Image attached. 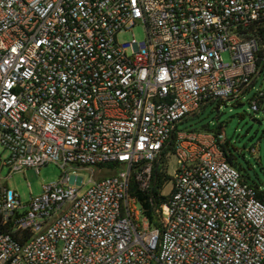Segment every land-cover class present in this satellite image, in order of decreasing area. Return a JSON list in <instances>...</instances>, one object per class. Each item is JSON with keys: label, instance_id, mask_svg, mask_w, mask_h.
<instances>
[{"label": "built area", "instance_id": "2783aa9c", "mask_svg": "<svg viewBox=\"0 0 264 264\" xmlns=\"http://www.w3.org/2000/svg\"><path fill=\"white\" fill-rule=\"evenodd\" d=\"M263 72L264 0H0L3 163L62 168L26 204L0 184V264H264V187L178 129Z\"/></svg>", "mask_w": 264, "mask_h": 264}, {"label": "rangeland", "instance_id": "374dc122", "mask_svg": "<svg viewBox=\"0 0 264 264\" xmlns=\"http://www.w3.org/2000/svg\"><path fill=\"white\" fill-rule=\"evenodd\" d=\"M132 38L138 40L145 38V28L142 23H138L119 35L120 41H130ZM224 58L228 59L229 55L225 53ZM259 90L264 91V72L240 99L214 100L195 116L180 122L178 129L212 132L222 130L226 138L223 145L226 151L232 155L235 167L243 173L248 181L264 187V114H254L249 103ZM7 154V150L0 143V184L17 190L23 204L30 200L31 191L32 194H39L44 184L55 183L62 175V168L56 162L46 164L39 172L30 167L10 173L9 167L3 163ZM175 167V158L172 157L168 167L170 176L165 186V192H169L172 187L171 176L175 173ZM95 170V177L98 179L118 172L117 169L107 168L99 171L97 167ZM80 176L88 181L90 173L83 171Z\"/></svg>", "mask_w": 264, "mask_h": 264}, {"label": "trees", "instance_id": "16d2710c", "mask_svg": "<svg viewBox=\"0 0 264 264\" xmlns=\"http://www.w3.org/2000/svg\"><path fill=\"white\" fill-rule=\"evenodd\" d=\"M223 148H224L225 153L227 154V158H228V160H229L234 166H236L235 163H234V161H233V157H232V155L229 154V153L226 151L224 145H223ZM168 179H169V177H168L167 175L164 176V178H163V177H160V178H159V181H158V184H157V185H158V188H161V187L163 186L164 182H165V181H168ZM133 188H135V186H134ZM139 195H140V194H139ZM140 197H141V199L144 198L142 195H140ZM167 197H168V196H162L163 199H167ZM158 200H159V199H158ZM145 205L149 208V210H148V214H149L150 217L153 219V216H151V208H150V204H149V203H145Z\"/></svg>", "mask_w": 264, "mask_h": 264}]
</instances>
